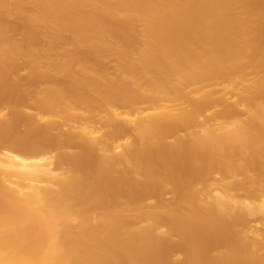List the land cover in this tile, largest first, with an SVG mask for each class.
Returning <instances> with one entry per match:
<instances>
[{
    "label": "bare ground",
    "instance_id": "6f19581e",
    "mask_svg": "<svg viewBox=\"0 0 264 264\" xmlns=\"http://www.w3.org/2000/svg\"><path fill=\"white\" fill-rule=\"evenodd\" d=\"M0 107V264H264V0H0Z\"/></svg>",
    "mask_w": 264,
    "mask_h": 264
},
{
    "label": "rangeland",
    "instance_id": "374dc122",
    "mask_svg": "<svg viewBox=\"0 0 264 264\" xmlns=\"http://www.w3.org/2000/svg\"><path fill=\"white\" fill-rule=\"evenodd\" d=\"M18 37H20V36L18 35ZM101 62H102V65L104 66V68L107 70V72L109 74L114 75L116 73V64H117L116 57H114L111 54H108L106 56V58L103 59V61H101ZM18 74L22 77V81L20 82L18 88H15V94H14L15 96L19 92H21L23 94H26V93L30 92V90H32V89H34L36 87L42 86V81H40L38 79L29 78V76H28L29 75V68L26 67L25 65H22L18 69ZM140 106L143 107V108H146L148 106V103H145V102L141 103ZM218 107H219L218 105H216L214 107H211L209 112L214 111V109H217ZM25 109H26L27 112H29L30 114H34V115L38 114L40 112L39 109H37L32 104L31 98H28V101L26 103ZM0 110H1L0 111V115L1 114H6V115L8 114L9 115V111L7 109H4V108L0 107ZM16 126H17L19 131H24L26 129L25 121L22 118H17ZM180 132H182V131H180ZM38 134H41V133L39 132ZM54 135L56 137L60 136V134L58 132H56V131L54 132ZM133 135H134L133 131L130 128L129 129H125V130L122 131V133L120 135V139L124 141L128 137L132 138ZM51 137L54 138V136H51ZM50 139L51 138H49L48 140H50ZM4 147H5L4 145H0V150H4L5 149ZM66 148H68V147H66ZM71 148H75V147H71ZM56 151H57V149L52 147V148L49 149L50 154L49 153L48 154L51 155V154L55 153ZM217 176H218V173H214L212 175V178H216ZM198 184H200V185H198L199 187L204 185L203 183H198ZM234 194H237V193L234 192ZM238 195H240L243 198L246 197V195L244 193H242V192L238 193ZM161 197L163 199H166V200H171V199H173V194L169 190H166L161 195ZM260 197H261V194L258 193L257 195H255V197L253 199H259ZM151 201H153V199L147 200V202H151ZM257 221H258L257 219L251 218L248 222L240 225L239 228L241 230H248L250 228H252V229L254 228L255 230L258 231V233H261V234L264 235V225L263 224H258ZM181 250H182V248L180 246H177L175 248V251H174L176 253L175 257L177 255H180Z\"/></svg>",
    "mask_w": 264,
    "mask_h": 264
}]
</instances>
